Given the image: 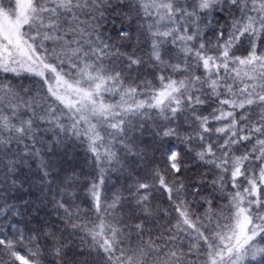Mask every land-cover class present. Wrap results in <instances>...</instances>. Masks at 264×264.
Instances as JSON below:
<instances>
[{"label": "snow or ice", "instance_id": "1", "mask_svg": "<svg viewBox=\"0 0 264 264\" xmlns=\"http://www.w3.org/2000/svg\"><path fill=\"white\" fill-rule=\"evenodd\" d=\"M3 221L0 264H264V0H0Z\"/></svg>", "mask_w": 264, "mask_h": 264}, {"label": "trees", "instance_id": "2", "mask_svg": "<svg viewBox=\"0 0 264 264\" xmlns=\"http://www.w3.org/2000/svg\"><path fill=\"white\" fill-rule=\"evenodd\" d=\"M173 147L175 149L180 150L182 154L184 153V144H182L178 139L169 138V137L157 138L153 141V143L150 147V150H149V154H150V156L155 157V164H157V165L163 164L167 158V153ZM187 160L189 162V164H188L189 170L185 173L184 179L186 182L194 174L192 171L191 155L187 156ZM72 166H75L77 168V171H80V169L83 168L81 185L77 191V195L79 196V200L77 202L80 203L82 208L87 209L89 207V205L91 204V200L87 195L86 185L88 184V182L90 180L93 179V176L89 175V173L92 171V169L90 166L85 165L84 159L82 156L77 157L76 162ZM68 167H70V165L65 164V168H68ZM35 168H36V164L33 163V169L35 170ZM141 175H143V173H141ZM106 176L110 177L111 182L109 183V181L106 180L104 187L107 191L113 192V193L116 191L124 192L125 187L126 186L130 187L132 185L133 180L136 178L134 175H129L128 173L120 174V173H117V172H114L111 170L106 172ZM39 184H40V181L38 179V176H33L31 179L32 195H29L28 184H25V187L23 189L22 194L25 195L26 197H28V199L34 200L36 198L35 194L39 192ZM113 184L116 185L115 188L112 187ZM125 195H127L126 192H125ZM156 200L162 205L166 204V200L162 195H158L156 197ZM16 203L19 206L23 202L22 201H16ZM44 211L45 212H51L52 211V205L50 203L46 202L45 206H44ZM0 226H2L3 228L6 229L8 226L7 221L0 222ZM20 226L23 227L24 225L21 224Z\"/></svg>", "mask_w": 264, "mask_h": 264}, {"label": "rangeland", "instance_id": "3", "mask_svg": "<svg viewBox=\"0 0 264 264\" xmlns=\"http://www.w3.org/2000/svg\"><path fill=\"white\" fill-rule=\"evenodd\" d=\"M135 33H133V40H132V43H135ZM76 162V159L75 160H73V165H74V163Z\"/></svg>", "mask_w": 264, "mask_h": 264}]
</instances>
